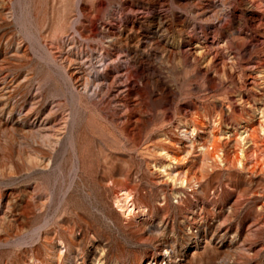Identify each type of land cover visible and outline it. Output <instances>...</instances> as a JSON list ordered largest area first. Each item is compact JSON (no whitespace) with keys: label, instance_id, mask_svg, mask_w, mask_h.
Masks as SVG:
<instances>
[{"label":"rangeland","instance_id":"obj_1","mask_svg":"<svg viewBox=\"0 0 264 264\" xmlns=\"http://www.w3.org/2000/svg\"><path fill=\"white\" fill-rule=\"evenodd\" d=\"M4 2L0 264H264V0Z\"/></svg>","mask_w":264,"mask_h":264},{"label":"bare ground","instance_id":"obj_2","mask_svg":"<svg viewBox=\"0 0 264 264\" xmlns=\"http://www.w3.org/2000/svg\"><path fill=\"white\" fill-rule=\"evenodd\" d=\"M4 1V0H3ZM5 2H6V0H5ZM4 2V3H5ZM5 59H6V57H5ZM3 61H4V58H3ZM2 61V62H3ZM40 126V125H39ZM40 128V127H39ZM44 128V127H43ZM43 128H41L42 130H43ZM38 132H39V129H38ZM40 134V133H39ZM52 135V134H51ZM53 135H55V134H53ZM58 136V135H57ZM56 136V138H58ZM49 137H52V136H49ZM54 138H55V136H53ZM45 138H46V136H45ZM46 139H51V138H46ZM56 140V139H55ZM55 140H53L52 142H57V140L55 141ZM59 140V139H58ZM48 141V140H47ZM50 141V140H49ZM53 145H55V144H53ZM52 146V145H51ZM57 146V145H56ZM217 158L219 159L220 158V156L218 155L217 156ZM240 163V162H239ZM129 194H127V193H124V196H123V205L121 206H118L119 208H121L120 210H125L127 213H129V214H131L132 213V211H133V206L132 205H130V203H129Z\"/></svg>","mask_w":264,"mask_h":264}]
</instances>
